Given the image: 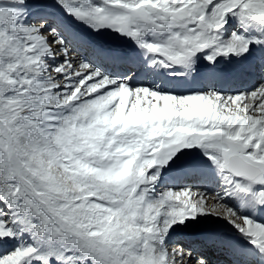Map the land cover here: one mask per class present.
<instances>
[{
  "label": "snow or ice",
  "instance_id": "6c2138e0",
  "mask_svg": "<svg viewBox=\"0 0 264 264\" xmlns=\"http://www.w3.org/2000/svg\"><path fill=\"white\" fill-rule=\"evenodd\" d=\"M213 253L264 264V0H0V264Z\"/></svg>",
  "mask_w": 264,
  "mask_h": 264
},
{
  "label": "bare ground",
  "instance_id": "6f19581e",
  "mask_svg": "<svg viewBox=\"0 0 264 264\" xmlns=\"http://www.w3.org/2000/svg\"><path fill=\"white\" fill-rule=\"evenodd\" d=\"M253 74L255 75L256 78H252V80H254L255 83L259 82V80L261 78V74L259 72H254ZM246 76L247 75H245V76H238V77H232V80L229 83H228V80H227V82L224 83L225 84L224 87L225 88L240 87L241 85H244V79L246 78ZM221 82H222V79L213 81V83H217L220 86H221ZM251 84L252 83H250V85ZM215 256H218V254L216 253L213 257H215Z\"/></svg>",
  "mask_w": 264,
  "mask_h": 264
}]
</instances>
